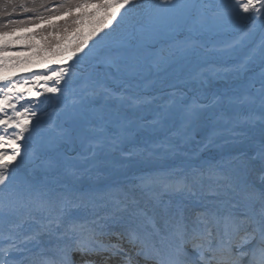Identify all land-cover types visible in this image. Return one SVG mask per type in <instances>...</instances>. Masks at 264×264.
I'll use <instances>...</instances> for the list:
<instances>
[{"label":"snow or ice","instance_id":"snow-or-ice-1","mask_svg":"<svg viewBox=\"0 0 264 264\" xmlns=\"http://www.w3.org/2000/svg\"><path fill=\"white\" fill-rule=\"evenodd\" d=\"M199 49L230 94L167 82ZM0 264H264V0H0Z\"/></svg>","mask_w":264,"mask_h":264},{"label":"bare ground","instance_id":"bare-ground-1","mask_svg":"<svg viewBox=\"0 0 264 264\" xmlns=\"http://www.w3.org/2000/svg\"><path fill=\"white\" fill-rule=\"evenodd\" d=\"M238 27H243L240 25ZM24 33H18L21 35ZM238 35L237 32L228 31L223 32L219 35L215 36H206L203 38V41L207 48L211 49L213 45H221L223 43L231 42L233 39L236 38ZM179 39H183L180 37ZM259 31L256 32L252 37L246 41V47L240 49L233 55L236 59H239L243 56V54L248 50V48L254 47L255 45L259 44ZM172 41L168 38H162L160 42L156 45L157 48L163 47L165 49V54L169 45ZM201 53L200 58L195 61H181L177 64L172 65L167 69L168 73L172 75L168 76V83H175L177 87L187 88L188 86L191 87H200L198 84L192 85H184L181 84L180 81L187 80L193 73L203 72L204 77L206 78V84L203 85L205 91L207 93H231L232 89L235 88L240 81L234 80L231 73H224L220 71L225 65H230L236 62V59H229L228 57L216 53L214 51H205L204 49H199ZM258 63V62H257ZM37 70L35 67L32 71ZM21 72L24 70L21 69ZM259 67L257 65H252V72H258ZM19 74V73H17ZM252 73H249L251 75ZM218 76H224V79L218 78ZM54 104L49 105V112L52 113L53 118L55 117V112L53 111ZM47 119V117H46ZM229 146H225L224 149H219L216 147L210 148L207 152L201 154L203 158H211L215 157L216 159L220 158V154H228ZM124 164L127 165L125 169L119 171H113L110 176L107 177H100L98 183H107L112 181H120L125 184H135L139 181L135 179L136 177L140 176H148L151 173H155L156 171L160 170L163 166H166L172 161H151L145 162L141 161L139 158H132L129 160L122 161ZM177 163L179 161H176ZM23 173V170H22ZM84 183H91L87 177L83 180Z\"/></svg>","mask_w":264,"mask_h":264},{"label":"rangeland","instance_id":"rangeland-1","mask_svg":"<svg viewBox=\"0 0 264 264\" xmlns=\"http://www.w3.org/2000/svg\"><path fill=\"white\" fill-rule=\"evenodd\" d=\"M145 2H147V0H145Z\"/></svg>","mask_w":264,"mask_h":264}]
</instances>
